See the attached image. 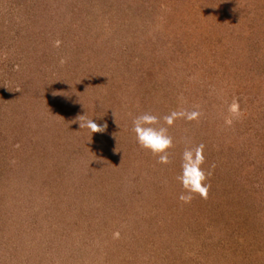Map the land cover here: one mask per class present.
Wrapping results in <instances>:
<instances>
[{
  "label": "rangeland",
  "instance_id": "1",
  "mask_svg": "<svg viewBox=\"0 0 264 264\" xmlns=\"http://www.w3.org/2000/svg\"><path fill=\"white\" fill-rule=\"evenodd\" d=\"M182 109L158 164L132 121ZM0 264H264V0H0Z\"/></svg>",
  "mask_w": 264,
  "mask_h": 264
},
{
  "label": "clouds",
  "instance_id": "2",
  "mask_svg": "<svg viewBox=\"0 0 264 264\" xmlns=\"http://www.w3.org/2000/svg\"><path fill=\"white\" fill-rule=\"evenodd\" d=\"M59 41L56 42L58 47ZM61 64L65 63L62 59ZM239 105L233 102L229 111L233 116L239 115ZM200 113L197 111L173 110L163 117L151 112H144L136 116L132 121V132L135 134L137 145L144 151L156 158L161 165L171 163L169 149L173 147V139L168 134V129L178 119L192 121L198 119ZM79 127L88 129L91 134L103 133L107 125H98L93 119H87L84 115L79 116ZM227 124L232 119L226 120ZM205 163L204 145L200 144L195 148H185L181 156L180 174L176 177L181 186V193L178 200L184 204L191 203L197 197L207 199L209 185L206 183L208 173L202 165ZM117 238L119 233L114 234Z\"/></svg>",
  "mask_w": 264,
  "mask_h": 264
}]
</instances>
